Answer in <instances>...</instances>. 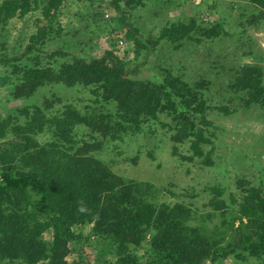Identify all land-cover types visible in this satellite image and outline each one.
Wrapping results in <instances>:
<instances>
[{
	"label": "trees",
	"instance_id": "obj_1",
	"mask_svg": "<svg viewBox=\"0 0 264 264\" xmlns=\"http://www.w3.org/2000/svg\"><path fill=\"white\" fill-rule=\"evenodd\" d=\"M67 1L86 0L1 2L3 23L37 9L46 22L29 38L22 55L0 57V69H11V95L14 99L29 98L40 87L52 84L90 87L96 103H114L116 111L114 115L87 109L82 113L67 105L63 112L50 114L48 108L34 106L0 117V264H79L80 256L67 261L75 243L81 240L72 229L91 223L93 235L112 239L114 245L110 244L107 252L115 255L113 264H140L135 249L143 245L148 248L143 256L145 264H201L205 259L215 264L234 254L264 256L261 188L239 181L240 198L231 195L229 204L223 199L222 189L210 188L208 218L216 215L219 221L215 231L209 232L206 226L189 224L194 219L191 209L178 203L154 204L144 184H125L112 176L94 156L103 143L79 138L82 127L88 129L89 136L96 134V139H101L115 137L124 127L138 128L159 114L167 115L173 123L171 141L181 144L189 140L192 156L201 159L205 167L213 166L211 151L205 152L211 141L204 116L207 106L205 109L201 98L204 81L192 87L169 72L160 84L131 80L128 74L139 72L138 67L128 71L111 53L86 60L58 49L42 50L52 41L51 34ZM250 1L264 10V0ZM122 2L125 9H132V0ZM119 3L121 0L114 3L118 14ZM119 19L126 29L125 40L129 37L135 42L136 54L152 45H138L137 31L127 26L121 15ZM195 30L193 22L172 23L162 29L159 38L179 46L191 40ZM203 33L207 39L218 36L215 29ZM262 79L259 67L242 66L230 88L246 94L247 107H264ZM173 154H177L176 146ZM236 221L239 225L234 227ZM48 232L50 240H45Z\"/></svg>",
	"mask_w": 264,
	"mask_h": 264
},
{
	"label": "rangeland",
	"instance_id": "obj_2",
	"mask_svg": "<svg viewBox=\"0 0 264 264\" xmlns=\"http://www.w3.org/2000/svg\"><path fill=\"white\" fill-rule=\"evenodd\" d=\"M117 1L120 0L65 2L55 26L57 32L54 29L52 41L42 50L58 49L86 60L111 53L128 71L138 67L139 72L128 74L131 80L160 84L169 72L192 87L204 81L201 98L205 100V109L207 106L204 116L211 141L205 152L211 151L212 167H205L201 159L192 156L189 140L181 144L171 141L173 123L167 115L159 114L138 128L124 127L115 137L101 139H96V134L89 136L88 129L82 127L79 138L103 143L94 156L112 176L125 184H144L150 190L149 201L154 204L184 205L193 211L191 226H206L214 232L219 219L216 215L208 218L210 188L222 189L227 204L231 195L240 198L239 181L264 190V107H247L246 94L230 88L238 70L247 65L260 68L264 86V10L250 0H132V9H125L121 0L118 14L114 8ZM120 15L127 26L137 31L138 45L152 43L148 49L140 48L136 54L134 40H125L126 29ZM177 22L195 24L191 40L182 41L179 46L160 40L162 29ZM43 25L46 22L40 9L5 23L0 18V57L22 55L29 38ZM213 29L218 36L207 39L203 31ZM10 74L11 69H0L1 118L34 106L48 108L46 112L50 114L63 112L67 105L82 113L87 109L114 115L116 111L114 103H96L90 87L83 86L45 85L29 98L14 99ZM115 120L113 116L114 126ZM173 146L177 147V154H173ZM234 225L237 227L239 221ZM92 228V223L73 227L81 240L75 243L67 261H76L80 256L79 264H113L116 257L107 252L110 244L114 245L112 239L93 235ZM44 239L50 240V232ZM135 252L140 264H145L143 256L148 248L143 245ZM201 264L213 263L205 259ZM215 264H264V256L234 254Z\"/></svg>",
	"mask_w": 264,
	"mask_h": 264
},
{
	"label": "clouds",
	"instance_id": "obj_3",
	"mask_svg": "<svg viewBox=\"0 0 264 264\" xmlns=\"http://www.w3.org/2000/svg\"><path fill=\"white\" fill-rule=\"evenodd\" d=\"M83 210H84L83 208L80 209V211H83Z\"/></svg>",
	"mask_w": 264,
	"mask_h": 264
}]
</instances>
